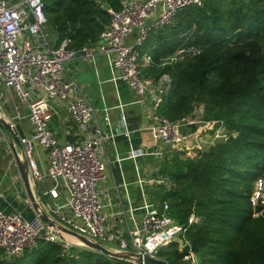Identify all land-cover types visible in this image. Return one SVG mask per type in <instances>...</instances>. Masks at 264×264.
Instances as JSON below:
<instances>
[{"label": "trees", "instance_id": "trees-1", "mask_svg": "<svg viewBox=\"0 0 264 264\" xmlns=\"http://www.w3.org/2000/svg\"><path fill=\"white\" fill-rule=\"evenodd\" d=\"M49 25L61 44L82 50L97 45L125 0H43ZM141 53L152 56L144 78L156 83L165 75L169 87L159 114L171 121L195 110L203 120L222 121L230 135L193 159L174 158L162 174L174 183L164 191L171 215L187 224L195 206L201 224L186 237L197 264H264V213L255 216L253 193L264 176V0H204L189 6L174 23L151 33ZM201 54L169 65L165 58L186 47ZM262 211L263 207H258ZM188 250L179 244L161 248L168 264H184ZM0 264H122L98 252L38 240L20 256Z\"/></svg>", "mask_w": 264, "mask_h": 264}, {"label": "built area", "instance_id": "built-area-1", "mask_svg": "<svg viewBox=\"0 0 264 264\" xmlns=\"http://www.w3.org/2000/svg\"><path fill=\"white\" fill-rule=\"evenodd\" d=\"M203 1L125 0L121 11L111 12L110 24L99 43L78 51L68 49L67 40L59 45L48 41L45 27L49 26V21L43 0H0V80L28 103V119L33 132L30 137L19 138L31 178L36 182L43 179L34 158L35 147L40 146L47 151L51 178L63 182L67 192L68 204L64 208L53 209V220L71 232L100 242L110 251L159 258L157 254L161 248L178 243L181 252L188 250L183 261L197 264V255L193 253L186 235L192 227L201 224V217L192 212L187 224H180L171 215L169 202L156 206L146 200L143 219L126 222L125 235L108 229V219L102 213L103 204L97 189L106 172V163L100 158L103 140L100 129L97 127L89 139L70 145L59 144L51 129L53 100L64 105L85 132L95 118L94 106L77 82L62 78L64 64L79 55L87 59L104 57L119 73V79L135 92L137 102L143 104L151 90L149 81L144 78V70L152 64L151 54L141 53L145 41L154 31L172 25L184 8L202 7ZM26 32L31 34V40L24 38ZM133 34L134 42L128 44L127 39ZM201 52L198 47H186L165 58L162 65L183 61ZM164 78L169 87V77L165 75ZM161 90L154 89L152 96L155 106L151 116L154 123L150 129L166 147L178 153L185 151L186 141L181 134V129L185 127L212 131L211 148L227 141L230 131L225 123L203 120L199 109L175 121L159 114L164 94ZM124 134L128 136L127 132ZM3 140L10 147V140ZM14 164L17 166L16 161ZM157 182L168 187L167 190L174 185L169 177H161ZM255 188L252 202L256 208L255 216H260L264 213V176ZM51 195L58 197V192L53 190ZM258 207H263V210L258 211ZM69 239L75 238L46 226L39 217L29 221L19 212L7 213L0 207V252L7 258L20 256L38 240L57 244L67 254L73 248L86 249L79 241L72 243Z\"/></svg>", "mask_w": 264, "mask_h": 264}, {"label": "crops", "instance_id": "crops-1", "mask_svg": "<svg viewBox=\"0 0 264 264\" xmlns=\"http://www.w3.org/2000/svg\"><path fill=\"white\" fill-rule=\"evenodd\" d=\"M49 27L52 33L47 35L48 41L57 44L58 35L51 25ZM159 30L161 29L154 33ZM134 38L135 34L129 36L127 43L132 44ZM93 66L98 86L88 83L87 91H84L85 87L79 85L95 109V118L88 131H83L66 107L57 100L51 102L53 118L50 125L54 137L62 145L81 143L92 137L97 127L100 129L103 135L100 158L106 163L105 178L97 184L103 204L102 213L108 219L109 230L125 235L126 222L143 219L146 200L156 206L165 202L162 195L168 187L157 181L165 177L162 170L166 165L172 164L177 156L193 159L199 151L210 150L212 131L182 128L181 134L185 138L186 148L183 153L175 152L156 139L150 129L154 123L151 116L155 106L152 98L154 89L161 90L163 87L161 91L165 93L168 87L166 79L163 77L156 83L152 78H146L151 90L142 104L137 102L135 92L119 79V73L102 56L91 59L84 55L77 56L70 65L72 70L66 71V75L72 79L73 73L79 75ZM100 70L104 72V79H100ZM62 78L66 80L64 74ZM81 81L85 83L83 78ZM28 114V103L22 101L15 90L6 87L0 80V116L12 124L19 137H30L33 132ZM3 138L11 140L10 133L0 126V207L7 213L19 212L32 221L39 217V212L32 203L18 167L14 164L15 158L9 143L4 142ZM34 158L43 179L36 182L31 178L32 193L41 213L45 212L53 220V209L64 208L68 204L65 185L51 178L49 157L44 148L36 146ZM53 190L58 192V197H52ZM122 264L133 263L122 261Z\"/></svg>", "mask_w": 264, "mask_h": 264}, {"label": "water", "instance_id": "water-1", "mask_svg": "<svg viewBox=\"0 0 264 264\" xmlns=\"http://www.w3.org/2000/svg\"><path fill=\"white\" fill-rule=\"evenodd\" d=\"M91 47H94V45H91ZM0 125L7 130L10 133L11 140H10V147L12 150V153L14 155L17 167L19 169L20 175L23 179V182L25 184V187L27 189V192L32 200L33 205L39 212L38 216L39 218L46 223V225L55 228L56 230H59L70 237H74L77 239L81 245L90 250V251H95L100 253L101 255L110 258V259H116L119 261H125L133 264H168L164 260L160 258H155V257H149L146 255H140L134 252H119V251H110L106 247H104L100 242L94 240V239H88L86 237H83L74 231L71 232L64 228L62 225H60L57 221L52 220L45 212H42L39 210L40 206L37 204L36 199L32 193L31 189V175L29 171V167L27 164V161L23 157L21 150L22 146L20 144V138L18 136V133L14 129L11 123H8L4 118L0 116Z\"/></svg>", "mask_w": 264, "mask_h": 264}, {"label": "rangeland", "instance_id": "rangeland-1", "mask_svg": "<svg viewBox=\"0 0 264 264\" xmlns=\"http://www.w3.org/2000/svg\"><path fill=\"white\" fill-rule=\"evenodd\" d=\"M45 29H46L47 35L49 36V34L52 33V29L49 26H46ZM24 38L26 40H31L32 39L31 34L29 32L25 33ZM72 63H74V59H72L69 62H66L64 64L65 72L63 74H64V78L66 80L70 79V78L67 77L66 71L72 70L71 67H70V65ZM100 73H101V78L100 79H104V76H103L104 72H102L100 70ZM82 78L85 80V83H82V81H81ZM72 79H74L77 82L78 85L84 86L85 87L84 91H87L88 83H93L94 85L98 86V78L96 76V73H95V70H94V66H93V68H91V67L89 68L88 67V69L86 71L79 73V75H76V74L73 73V78ZM256 190L257 189L255 188L254 192H256ZM262 206L264 207V205H262ZM192 212H194L198 216L195 206L192 208ZM184 264H190V263H187L185 261Z\"/></svg>", "mask_w": 264, "mask_h": 264}, {"label": "bare ground", "instance_id": "bare-ground-1", "mask_svg": "<svg viewBox=\"0 0 264 264\" xmlns=\"http://www.w3.org/2000/svg\"><path fill=\"white\" fill-rule=\"evenodd\" d=\"M72 243L74 242V243H77L78 242V240L77 239H69Z\"/></svg>", "mask_w": 264, "mask_h": 264}]
</instances>
